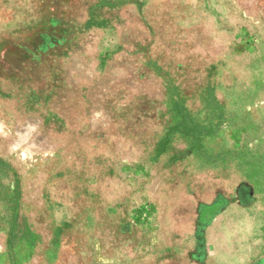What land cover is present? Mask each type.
Masks as SVG:
<instances>
[{
    "label": "rangeland",
    "instance_id": "rangeland-1",
    "mask_svg": "<svg viewBox=\"0 0 264 264\" xmlns=\"http://www.w3.org/2000/svg\"><path fill=\"white\" fill-rule=\"evenodd\" d=\"M0 264H264V0H0Z\"/></svg>",
    "mask_w": 264,
    "mask_h": 264
},
{
    "label": "crops",
    "instance_id": "crops-1",
    "mask_svg": "<svg viewBox=\"0 0 264 264\" xmlns=\"http://www.w3.org/2000/svg\"><path fill=\"white\" fill-rule=\"evenodd\" d=\"M244 197H247V195H244Z\"/></svg>",
    "mask_w": 264,
    "mask_h": 264
}]
</instances>
